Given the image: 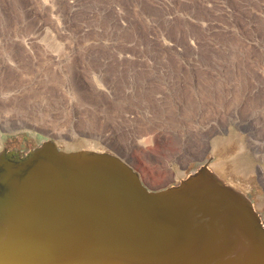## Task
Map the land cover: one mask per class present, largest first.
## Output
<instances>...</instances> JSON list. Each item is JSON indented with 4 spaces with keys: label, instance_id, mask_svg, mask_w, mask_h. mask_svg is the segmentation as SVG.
<instances>
[{
    "label": "rangeland",
    "instance_id": "rangeland-1",
    "mask_svg": "<svg viewBox=\"0 0 264 264\" xmlns=\"http://www.w3.org/2000/svg\"><path fill=\"white\" fill-rule=\"evenodd\" d=\"M46 140L152 191L220 160L264 227V0H0V154Z\"/></svg>",
    "mask_w": 264,
    "mask_h": 264
},
{
    "label": "water",
    "instance_id": "water-1",
    "mask_svg": "<svg viewBox=\"0 0 264 264\" xmlns=\"http://www.w3.org/2000/svg\"><path fill=\"white\" fill-rule=\"evenodd\" d=\"M210 169L203 164L175 185L152 191L129 162L104 151L64 152L46 140L26 154L1 153L0 264H34L26 235L56 228L53 220L95 235H86L85 247L95 240L102 251L85 264H159L152 257L159 256L163 238L153 229L166 210L179 215L175 229H185L187 264H264V227L244 193L238 207L214 209L196 192L206 173L205 185L214 190ZM48 208L63 219L43 218Z\"/></svg>",
    "mask_w": 264,
    "mask_h": 264
},
{
    "label": "bare ground",
    "instance_id": "bare-ground-1",
    "mask_svg": "<svg viewBox=\"0 0 264 264\" xmlns=\"http://www.w3.org/2000/svg\"><path fill=\"white\" fill-rule=\"evenodd\" d=\"M55 44L58 43L55 42ZM112 137L114 136L112 135ZM118 139L119 138L117 137L115 140H113L112 144L114 148H119L122 151L124 147L121 145ZM102 143L106 144L104 142ZM216 146L217 144L213 145V147L211 148L213 149V152L216 151ZM84 149L88 151L96 150L98 149V145L91 143L86 145ZM122 153L123 154L125 153L126 156H128L127 152H122ZM131 157L130 160L132 161L133 159H131ZM235 158H233L234 159L233 162H236L235 163V167L237 169L236 172H241L242 174L243 173L248 174L247 172L250 173V171L252 172V170L249 169L251 166L249 167L248 162L246 163L247 160L244 161L245 159L242 157L241 154L237 155V158L240 159V162L239 159L236 158L237 159L236 160ZM219 161L213 164L212 166H210L211 167L210 170L212 171L211 172L212 177L214 180H216V183H214V190L206 187L205 185V183L208 181L207 177L209 176V173H206L205 175L206 181L202 183L203 185L201 184V187H199V189L196 186V192L198 193V195L202 196V198H205L206 202H204V205L210 204L211 207H214V209L216 206L219 209L222 208V206L238 207L240 205L239 202L240 200H238L237 198H240L241 194L239 193L237 188L234 185H232L229 181L223 182V175H222L223 162L222 161L219 162ZM258 173L260 175V180H262L264 185V168H260L258 170ZM177 176L178 173L176 172L174 174V178L176 179ZM56 198L58 199L57 194H56ZM137 205L140 206L141 204H137ZM139 209H140L139 212L142 213L143 210H141V208ZM42 216L43 218L44 217L52 218L57 216L63 219V216H59L58 214H55L52 208L50 210L48 208V212L44 213V215L42 213ZM158 218L160 220V223H158V221L155 222V228L153 229V231H156L157 235L161 234L163 238L162 239L163 244L159 246L160 249L159 252H157L159 256L154 255L152 259L155 261L159 260L158 262L159 264H171V261L174 260L175 257L177 258L179 257L178 259L179 264H187L186 262H189V260H187L186 256L183 255L189 250L190 242L187 241V238L185 236L186 232L184 228L175 229L178 226L177 224H179L180 222L179 215L171 214V211L166 210ZM64 220H66V218ZM52 224L56 228L51 227L50 231H48V229L43 230V234H38L40 232H33L34 234L26 235L30 249L29 251L31 254L29 256L31 258V261L34 262V264H85V262H87V260H90L91 257L94 258V261H96V259L99 258L100 251L102 250H98L99 247L98 248L96 247L97 249L95 248V246L93 245L95 240L92 243V245L89 246L90 248L85 247V241L86 238L88 237L86 235L88 234L90 237L92 236L95 237V235H90L86 231H82L79 233L78 230L75 229L74 225H71V223L68 224V221L65 224L64 221L62 223L61 222L59 223L57 220L55 221L53 220ZM44 234L46 235L44 236ZM171 247H173V251ZM174 251L176 255H173ZM122 258H126V257H122Z\"/></svg>",
    "mask_w": 264,
    "mask_h": 264
}]
</instances>
